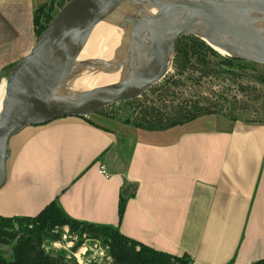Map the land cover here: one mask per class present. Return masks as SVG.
<instances>
[{
  "label": "crops",
  "instance_id": "1",
  "mask_svg": "<svg viewBox=\"0 0 264 264\" xmlns=\"http://www.w3.org/2000/svg\"><path fill=\"white\" fill-rule=\"evenodd\" d=\"M39 1L0 0V74L33 47ZM221 118L148 131L96 112L27 126L9 142L0 216H35L56 200L73 219L188 264L255 262L264 258V121Z\"/></svg>",
  "mask_w": 264,
  "mask_h": 264
},
{
  "label": "water",
  "instance_id": "2",
  "mask_svg": "<svg viewBox=\"0 0 264 264\" xmlns=\"http://www.w3.org/2000/svg\"><path fill=\"white\" fill-rule=\"evenodd\" d=\"M102 21L122 28L126 39L111 60H78ZM184 35L231 57L264 64V0L66 2L30 51L0 74V80L6 79L0 110V188L6 182L12 136L30 125L86 117L139 97L170 70L175 43ZM84 72H120V77L97 88L74 90Z\"/></svg>",
  "mask_w": 264,
  "mask_h": 264
},
{
  "label": "trees",
  "instance_id": "3",
  "mask_svg": "<svg viewBox=\"0 0 264 264\" xmlns=\"http://www.w3.org/2000/svg\"><path fill=\"white\" fill-rule=\"evenodd\" d=\"M35 23L36 14L34 15V26ZM46 26L47 24L41 25L40 32ZM174 53L173 69L175 74L164 81L162 85L155 86L150 90L156 96V103L160 106L153 104L154 102L152 104L142 103L138 104V106L136 105L133 108L135 113L133 125L135 127L148 131H161L184 124L200 116L214 113L209 107L200 105L198 101L183 100L176 104L173 101L169 105L164 103L163 101L165 100L163 99L170 88L180 83L183 74H186L185 80H189L192 78L191 75L194 71H198L196 79L213 76L214 72L219 71L220 60L222 61L219 52L198 37L184 35L176 41ZM209 57H212L216 63L218 60V66ZM130 101L134 102V100ZM98 113L106 117L112 116L111 113H107L103 108ZM124 204L125 200L120 196L118 204L119 218L123 215ZM51 224L59 225L60 227L67 226L68 233L70 235L75 234L78 238H83V235H85L100 239L112 258L111 264H176L177 261H181L180 259L184 260L185 264H188L184 257L156 251L122 235L117 229L109 225L73 219L65 214L56 200L48 203L35 216H0V229L9 228L13 230L12 234L16 237L19 233L23 235V240L17 246L20 247L19 252L17 253L15 250L14 261L7 262L0 256V264H78L75 260L67 259L62 254L45 252L35 231L49 228ZM250 264H264V258Z\"/></svg>",
  "mask_w": 264,
  "mask_h": 264
},
{
  "label": "rangeland",
  "instance_id": "4",
  "mask_svg": "<svg viewBox=\"0 0 264 264\" xmlns=\"http://www.w3.org/2000/svg\"><path fill=\"white\" fill-rule=\"evenodd\" d=\"M68 1H39L35 10L36 39L41 34V25H48ZM219 54L222 57L219 71L214 72L213 76L201 79H196L198 71H194L189 80H185L186 74H183L180 83L170 88L163 102L171 105L173 101L174 104L183 100L198 101L200 105L213 110L214 113L212 114L222 117L221 120L264 121V64L245 61L220 52ZM209 58L218 66V60L216 63L212 57ZM173 74L175 72L172 61L171 68L166 75L139 97L132 99L134 102L127 100L111 104L103 107V110L112 114L108 118L115 123L135 127L133 125V121H135L133 108L138 104H152L153 102V104L160 106L156 103V96L150 90L155 86L162 85ZM12 232L13 230L9 228L0 229V256L7 262L14 261L16 252L18 253L20 250V247L17 246L23 240L22 233L16 237L13 236ZM35 234L45 252L62 254L65 258L75 260L78 264H111L112 258L105 245L98 238L85 235L83 238H78L77 235L68 233L67 226L60 227L52 224L49 228L36 230ZM180 260L176 264H185L184 260Z\"/></svg>",
  "mask_w": 264,
  "mask_h": 264
},
{
  "label": "bare ground",
  "instance_id": "5",
  "mask_svg": "<svg viewBox=\"0 0 264 264\" xmlns=\"http://www.w3.org/2000/svg\"><path fill=\"white\" fill-rule=\"evenodd\" d=\"M155 13L156 10L152 9ZM112 26V27H110ZM114 27V28H113ZM116 28V29H115ZM126 35L122 28H118L107 22H99L92 30L85 46L78 56V60L103 59L111 60L114 50L119 47ZM221 54H227L224 51L216 49ZM83 53V54H82ZM120 77V72L114 74L88 73L84 72L74 83V90H88L97 88L105 84L113 83ZM6 79L0 80V110L2 100L5 94Z\"/></svg>",
  "mask_w": 264,
  "mask_h": 264
},
{
  "label": "built area",
  "instance_id": "6",
  "mask_svg": "<svg viewBox=\"0 0 264 264\" xmlns=\"http://www.w3.org/2000/svg\"><path fill=\"white\" fill-rule=\"evenodd\" d=\"M100 172L107 176V173L105 172L104 167L102 166L100 167Z\"/></svg>",
  "mask_w": 264,
  "mask_h": 264
}]
</instances>
